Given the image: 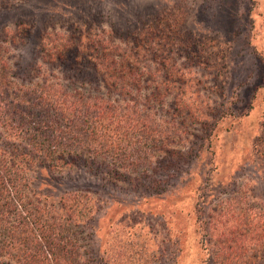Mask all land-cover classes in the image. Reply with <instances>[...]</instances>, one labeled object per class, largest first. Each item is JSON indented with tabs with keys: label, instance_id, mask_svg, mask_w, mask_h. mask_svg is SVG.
<instances>
[{
	"label": "trees",
	"instance_id": "trees-1",
	"mask_svg": "<svg viewBox=\"0 0 264 264\" xmlns=\"http://www.w3.org/2000/svg\"><path fill=\"white\" fill-rule=\"evenodd\" d=\"M28 4L7 7L17 26ZM8 17L0 12V28ZM10 34L0 40V264H109L91 223L108 183L161 194L159 168L194 155L184 149L186 127L208 125L204 139L215 127L213 111L182 100L201 85L198 68L173 61L182 45L163 36L124 49L86 37L78 59L57 40L36 53L13 45ZM257 78L246 69L239 79L240 89L253 87L250 102L264 85ZM254 150L264 159V143ZM208 196L198 197V211ZM217 209L213 221L200 219L206 264H264V196L251 192L244 205Z\"/></svg>",
	"mask_w": 264,
	"mask_h": 264
},
{
	"label": "rangeland",
	"instance_id": "rangeland-1",
	"mask_svg": "<svg viewBox=\"0 0 264 264\" xmlns=\"http://www.w3.org/2000/svg\"><path fill=\"white\" fill-rule=\"evenodd\" d=\"M24 1L29 4L17 26L7 7ZM0 12L9 16L0 40L11 31L13 45L36 53L40 45L48 49L57 40L79 59L86 37L122 49L153 45L157 36L169 39V45H182L181 56L172 60L198 68L202 81L183 103L190 107L198 102L215 113L212 133L204 139L208 125L186 127L184 149L191 147L194 155L172 158L173 166L159 168L158 178L166 180L159 195L134 192L125 182L108 183L107 203L91 223L96 225L94 242L102 243L109 264H125L126 258L140 264H206L200 219L208 223L218 217L217 204L244 205L251 192L264 196V159L254 150V143H264V85L252 102L253 87L238 86L246 69L255 71L258 83L264 82V0H0ZM43 36L50 41L41 40ZM222 107L228 108L226 114H221ZM166 108L174 111L173 104ZM236 108L248 111L238 115ZM202 194H209L208 205L198 211ZM133 199L140 200L137 206L130 204ZM134 249L137 253L130 257Z\"/></svg>",
	"mask_w": 264,
	"mask_h": 264
}]
</instances>
